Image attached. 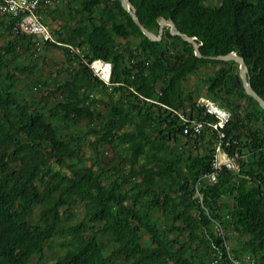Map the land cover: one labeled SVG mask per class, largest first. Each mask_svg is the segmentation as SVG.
Segmentation results:
<instances>
[{
  "label": "trees",
  "instance_id": "16d2710c",
  "mask_svg": "<svg viewBox=\"0 0 264 264\" xmlns=\"http://www.w3.org/2000/svg\"><path fill=\"white\" fill-rule=\"evenodd\" d=\"M131 1L151 31L171 17L204 55L238 52L264 98V0ZM72 2L77 23L42 53L5 15L15 37L0 43V264H234L243 253L264 264V108L237 82L239 64L198 57L169 27L151 40L120 0ZM65 44L111 61L113 84ZM51 47L63 59L40 66ZM200 96L233 113L227 152L242 168L217 182L200 180L216 131H183L180 114L216 121ZM55 240L64 250L49 260Z\"/></svg>",
  "mask_w": 264,
  "mask_h": 264
},
{
  "label": "built area",
  "instance_id": "2783aa9c",
  "mask_svg": "<svg viewBox=\"0 0 264 264\" xmlns=\"http://www.w3.org/2000/svg\"><path fill=\"white\" fill-rule=\"evenodd\" d=\"M51 4V0H0V13L18 18L19 28L31 35L36 41L37 53L45 51L47 43L62 44L60 38L56 36L48 26L42 21L41 8ZM69 49L80 54L83 61L92 69L95 76L112 85L111 61L95 58L89 59L85 53L84 45L65 44ZM93 96V94H92ZM198 105L205 108L206 112L216 117L215 122L191 118L185 114H180L183 122L185 134H199L206 125L212 127L217 133V141L213 147L215 150L213 158V170L201 176L200 180L217 182L218 176L225 169L235 173L241 172L240 155L236 152L231 155L227 152V147L231 145V140L227 136V127L233 119V113L228 108L223 107L211 96H200L197 100ZM220 229V225H216ZM221 230V229H220ZM225 246L231 253V243L225 241ZM234 264H259L256 257L249 253H243L239 258L233 259Z\"/></svg>",
  "mask_w": 264,
  "mask_h": 264
},
{
  "label": "water",
  "instance_id": "95a60500",
  "mask_svg": "<svg viewBox=\"0 0 264 264\" xmlns=\"http://www.w3.org/2000/svg\"><path fill=\"white\" fill-rule=\"evenodd\" d=\"M123 7L129 12L133 20L139 25V27L142 29V31L153 41H161L163 39L165 28L169 27L170 32L173 35L180 36L185 41L190 42L195 49V54L198 57H205L210 59H216V60H222V61H228L233 60L239 64V71L236 74L237 82L242 84L245 91L253 96L260 105L264 108V98L254 89L252 82H251V76H250V70L248 67V64L245 60V58L240 55L238 52H230L227 54H219V55H204L201 51V43H199L196 40L195 36H191L187 33L182 32L176 22L173 18H166L164 16H160L158 21L160 24V29L158 33L151 31L148 29L140 20L135 5L132 3L131 0H120Z\"/></svg>",
  "mask_w": 264,
  "mask_h": 264
},
{
  "label": "rangeland",
  "instance_id": "374dc122",
  "mask_svg": "<svg viewBox=\"0 0 264 264\" xmlns=\"http://www.w3.org/2000/svg\"><path fill=\"white\" fill-rule=\"evenodd\" d=\"M75 6H76V4L73 6V8H75ZM57 12L60 15H62L60 17L65 18L66 21L70 20V18L72 16H75V9H72V13L73 14H71L70 8L68 7V5H66V3L64 5L62 3H59L58 6H57ZM47 54H48L47 56L50 59H52L53 61H55V62H61V60L63 59V51L61 49H58V48H55V47H51L47 51ZM45 60H47L46 56H45V58L44 57L39 58V65L42 66L43 64H45L44 63ZM217 65L218 64H216L215 67H217ZM54 67H56V64H53V65H50V66H46V67H44V69L41 70L39 68V66H37L34 69V78H40L39 76L44 78L45 76L49 75L50 69H52ZM210 71H211V69H208V68H202L201 69V72L203 74L207 73V72H210ZM41 74H43L44 76L41 75ZM23 81H26V79H23ZM200 84H201L200 81L197 78H194L191 83H188L186 85L197 86V85H200ZM27 88H28V86H27ZM43 91H44L45 94L47 93L45 88L43 89ZM41 97H44V96H41ZM48 101H49V97L42 98V105L46 104ZM86 151L88 152L87 154L89 156L92 155L91 152L89 151V149H86ZM108 153H109V154H107L108 156L111 155L110 152H108ZM89 162H91V159L89 160ZM76 208H77V212L79 214V219H81L84 216V214H85V203L80 202L79 204H77ZM32 218L34 220L37 219L36 212L33 213ZM71 222H73V221H71ZM63 250L64 249L61 246L59 240H55L52 243H50L49 245H47L46 250H45V254L48 255L49 260H52L54 257L62 254ZM37 261H38V258L34 257L30 261L29 264H37Z\"/></svg>",
  "mask_w": 264,
  "mask_h": 264
},
{
  "label": "crops",
  "instance_id": "0c3cea01",
  "mask_svg": "<svg viewBox=\"0 0 264 264\" xmlns=\"http://www.w3.org/2000/svg\"><path fill=\"white\" fill-rule=\"evenodd\" d=\"M68 1H71V0H51V4L47 6H43L40 11L42 15V21L58 37H59L58 35L59 32H67L68 29L73 27L77 23V20H78V17H76L75 15V16H72L70 20L66 21L65 18L60 17L62 15H60L57 12L58 4L62 3L64 5L66 3V5H68V7L70 8V11L72 14L71 8L75 5V2H72V4L69 5ZM7 19H8L7 16L0 13V43L8 41L9 39H11V37H15L13 32L11 33L10 31L6 30L9 24ZM47 51L45 52L46 58H47V55L49 54V53L47 54ZM25 63L26 64L29 63L27 59H25Z\"/></svg>",
  "mask_w": 264,
  "mask_h": 264
}]
</instances>
